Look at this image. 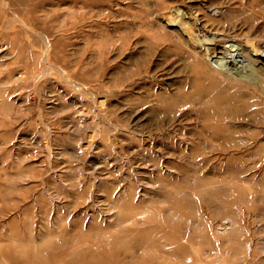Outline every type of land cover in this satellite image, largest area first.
<instances>
[{
	"label": "rangeland",
	"instance_id": "1",
	"mask_svg": "<svg viewBox=\"0 0 264 264\" xmlns=\"http://www.w3.org/2000/svg\"><path fill=\"white\" fill-rule=\"evenodd\" d=\"M0 264H264V0H0Z\"/></svg>",
	"mask_w": 264,
	"mask_h": 264
},
{
	"label": "bare ground",
	"instance_id": "2",
	"mask_svg": "<svg viewBox=\"0 0 264 264\" xmlns=\"http://www.w3.org/2000/svg\"><path fill=\"white\" fill-rule=\"evenodd\" d=\"M209 38H211L210 40H214L215 39V37L214 36H212V37H209ZM231 51V50H230ZM219 52V51H218ZM243 53V52H242ZM225 56V55H224ZM222 56H220V58H221ZM227 57H229L231 60V62H235L236 64H238V63H240L241 61H242V59H240V56H239V52H237V51H235V49H233L232 51H231V53H230V55H228ZM219 59V58H218ZM226 60V59H225ZM224 61V60H223ZM223 61H216V62H219L221 65H223ZM225 62V61H224ZM218 63V64H219ZM235 65V64H234ZM225 66V65H224ZM233 68H234V66H233ZM242 68V67H241ZM239 69V68H238ZM230 70H231V68H230ZM242 70V69H241ZM232 71V70H231ZM224 72V71H223Z\"/></svg>",
	"mask_w": 264,
	"mask_h": 264
}]
</instances>
